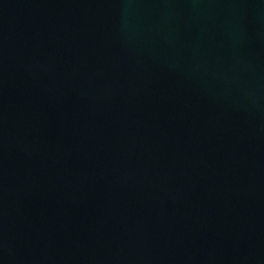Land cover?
<instances>
[{
	"label": "water",
	"instance_id": "1",
	"mask_svg": "<svg viewBox=\"0 0 264 264\" xmlns=\"http://www.w3.org/2000/svg\"><path fill=\"white\" fill-rule=\"evenodd\" d=\"M0 264H264V0H0Z\"/></svg>",
	"mask_w": 264,
	"mask_h": 264
}]
</instances>
